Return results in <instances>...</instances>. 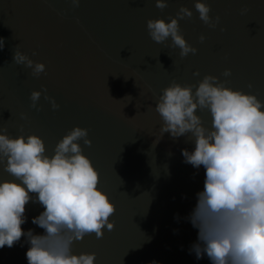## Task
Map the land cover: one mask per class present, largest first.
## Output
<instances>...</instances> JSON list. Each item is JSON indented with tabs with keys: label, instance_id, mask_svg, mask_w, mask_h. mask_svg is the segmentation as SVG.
<instances>
[{
	"label": "water",
	"instance_id": "water-1",
	"mask_svg": "<svg viewBox=\"0 0 264 264\" xmlns=\"http://www.w3.org/2000/svg\"><path fill=\"white\" fill-rule=\"evenodd\" d=\"M0 264H264V0H0Z\"/></svg>",
	"mask_w": 264,
	"mask_h": 264
}]
</instances>
